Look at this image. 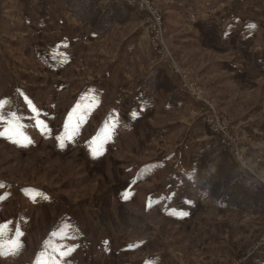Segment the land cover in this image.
I'll use <instances>...</instances> for the list:
<instances>
[{
  "label": "rangeland",
  "instance_id": "1",
  "mask_svg": "<svg viewBox=\"0 0 264 264\" xmlns=\"http://www.w3.org/2000/svg\"><path fill=\"white\" fill-rule=\"evenodd\" d=\"M12 1L0 0V264H119V251L140 258L129 255L133 240L156 234L180 264H210L216 252L140 209L162 176L189 162L197 169L204 148L222 149L201 121L202 102L180 89L183 81L237 138L245 169L227 152L253 186L236 179L225 158L205 156L200 184L216 187L230 208L205 224L222 238L220 254L231 256L224 264L241 256L256 263L264 247V133L250 142L236 122L264 130V0H145L159 22L154 38L176 72L164 52L152 50L142 14L123 0L109 8L120 25L135 18L132 26L111 27L80 9L96 35L87 46L70 31L71 13L64 20L34 3L23 13ZM135 28L139 42L121 48ZM130 80L137 89L125 88ZM193 124L213 145L192 138L189 160L183 154Z\"/></svg>",
  "mask_w": 264,
  "mask_h": 264
},
{
  "label": "crops",
  "instance_id": "2",
  "mask_svg": "<svg viewBox=\"0 0 264 264\" xmlns=\"http://www.w3.org/2000/svg\"><path fill=\"white\" fill-rule=\"evenodd\" d=\"M118 1L119 0H13L12 2L14 3V8L16 9L17 7V10H19V7H23V13L27 11L26 9H24V5L26 6L27 4L33 3L37 7L38 11H40V8L43 11L44 8H49L52 13H61V18H63L64 20L66 18V13H71L73 18L70 17V19L74 22L75 26L70 31H72L75 39L79 38L83 41V45L87 46L88 43L92 42L93 38L96 39V35L92 33L93 22L87 15L88 12L83 15L80 9H88L87 11L98 9L100 11H103L107 7H109L110 4L117 3ZM119 3L121 2L119 1ZM66 20L69 19L66 18ZM121 21L123 22L121 25L118 23V21H112L111 27L132 26L137 23L135 21V18L132 17L130 19H122ZM111 30L113 29H109V32ZM138 36L139 29L135 28L129 34H127V37H129V39L126 37L127 39L125 43H120L121 48L122 45L125 44L124 49L128 48L132 50L130 48L132 47V44L139 42ZM131 53L133 54V51H131ZM128 71L130 72L124 71L126 72L125 74L131 75L132 68H130V70ZM131 78H133V76H131ZM126 83L127 86L125 88L132 91L133 89H137L140 85L138 80H130ZM121 90L123 89L121 88ZM122 95L127 96L129 94H126V92H124ZM166 95L168 97L170 95L172 96V92L169 90L167 91ZM163 97L166 98L165 94H163ZM173 97H175L174 94ZM149 98L150 97L146 99ZM137 100L142 99L137 98ZM132 111L133 113H135L136 110L133 109ZM236 125L239 126L241 132L245 134L246 137L249 136L250 142H254L256 140V136L258 138L260 137L258 135L255 136V131L259 130L264 133V130H262L261 128L257 129V126L251 127L250 121L248 120L237 121ZM200 127L201 131L199 133L192 132L196 128L195 124H193L190 128L187 127L186 135L188 136L189 140L186 142V144H190L186 146L183 156H186L189 160L191 159L195 150V147L192 148L191 146L192 138H194L197 143L201 142L197 144L199 146H205L207 145L206 143H210L213 145V140L212 138H210L207 130L205 128L202 130V125ZM181 166L179 167V173L176 176H162L163 183L159 184L162 186L159 189L150 192L149 194L145 193L144 196H142L144 202H141L143 203L140 206L141 212L150 215L154 219H162L164 222V226L167 228L169 226H173L180 231L186 232V234L180 233L185 235L184 237H181L184 240L187 238L188 234H190L191 236H195V238L197 239V243L200 244L202 248L206 246V248H203L202 250L208 252H216L218 254V256H216L215 258L208 257V259H211L210 264H224L226 263L225 261H227L225 259H230L231 256H228L227 254H220L221 248L219 243L222 238L214 233L213 229H211L209 225L205 224V220L206 217L211 214L225 215L227 214L226 210H229V208L213 205L211 200L209 199V196L206 193H201L198 190L195 184L194 162H189L187 167L182 166L183 169H181ZM146 179L147 178H142L139 181H135V184L141 181H146ZM152 180L155 181V183H158L155 177H152L151 181ZM138 185L139 184H137L136 186ZM169 239L173 241L171 237H169ZM182 239L180 240L183 241ZM166 247H168V245L162 242L159 234L148 238L145 237L133 240V245L128 248V250L131 251L129 255L133 256V254H138V256L141 257L133 258L131 260L127 259L126 255H128V253L125 252L126 250H122L119 251V264H180L176 256L169 252ZM260 251L261 254H259L258 257L255 258L256 263H253L252 260H248L249 258L247 259V257L243 259V257L241 256L238 257L235 263L230 262V264H264V247L260 248ZM224 256H226V258H224ZM234 258L235 257H233L232 260ZM204 263H208L207 260L203 259V264Z\"/></svg>",
  "mask_w": 264,
  "mask_h": 264
},
{
  "label": "built area",
  "instance_id": "3",
  "mask_svg": "<svg viewBox=\"0 0 264 264\" xmlns=\"http://www.w3.org/2000/svg\"><path fill=\"white\" fill-rule=\"evenodd\" d=\"M128 5L134 7L138 12L142 14L144 17V22L146 24L147 34L148 37L150 36V43L151 48L156 53H162L166 55L165 62L168 63L167 69L173 72L177 71V68L175 67V62L171 56H169L168 51L165 50L161 46V41L159 39L154 38V36H157L160 33V27L159 22L156 17V12L153 10L152 6L148 4L145 0H123ZM151 25V28L149 26ZM153 36V38L151 37ZM159 36V35H158ZM180 89L186 91L190 96H194L196 99L200 100L202 102L201 105V121L208 127L210 130L211 137L214 140V143L216 146L222 149H226L232 153L233 159L244 168L245 166V160L241 156L239 150H238V141L237 138L232 135L231 133L227 132L220 124H219V118L215 114L214 107L211 104V102L203 97H200L196 92L191 90L185 82H181ZM243 159V160H242ZM245 169V168H244ZM246 171V170H244ZM258 179L262 182L261 178L258 177Z\"/></svg>",
  "mask_w": 264,
  "mask_h": 264
},
{
  "label": "trees",
  "instance_id": "4",
  "mask_svg": "<svg viewBox=\"0 0 264 264\" xmlns=\"http://www.w3.org/2000/svg\"><path fill=\"white\" fill-rule=\"evenodd\" d=\"M127 4V3H126ZM122 6V4L117 7V9L119 10V15H120V7ZM112 10L113 9H110L109 7H107L105 10L103 11H100L98 9H95V10H90L89 13L92 15V13H94L95 17L98 19V20H106L107 22H112V21H117V18L116 16L114 15V13H112ZM124 18V17H122ZM208 148V147H207ZM206 149V148H204ZM202 149L201 151L198 152V159H197V166L198 168L195 169V184L197 187H201V188H204L205 191L209 194L210 198H211V201L217 205V206H223L225 208H229L228 207V204L224 199L223 200H220L218 199L215 195H214V190L215 191H218L216 189V187H214V189H211L212 188V185H208L207 186H202L200 184V174L203 170V163L206 161V160H203L205 156H209V160L210 162L209 163H213V162H217L219 161L220 163V160H222L221 157L225 158L226 160H228L232 165L234 164V161L232 160V157L230 156V154L227 152V150L225 149H220V151H215V152H208L206 150ZM217 159H220V160H217ZM195 165V163H194ZM221 165H223V163H221ZM196 166V167H197ZM220 166V164H219ZM236 165L234 164V167H233V172H235V175H236V179L242 181L243 183H245L249 188H253L252 184L250 183L251 181L249 179H247L245 177V175L241 172V170H236ZM198 171V173H197ZM233 172H232V176H233ZM198 175V176H197ZM210 186V187H209ZM220 195V194H219ZM230 209V208H229Z\"/></svg>",
  "mask_w": 264,
  "mask_h": 264
},
{
  "label": "snow or ice",
  "instance_id": "5",
  "mask_svg": "<svg viewBox=\"0 0 264 264\" xmlns=\"http://www.w3.org/2000/svg\"><path fill=\"white\" fill-rule=\"evenodd\" d=\"M13 115H15V113H13ZM0 119H3V117L0 116ZM57 140H58V141L60 140V137H59V136L57 137Z\"/></svg>",
  "mask_w": 264,
  "mask_h": 264
}]
</instances>
